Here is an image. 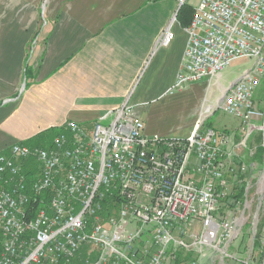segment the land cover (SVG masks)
I'll return each instance as SVG.
<instances>
[{
	"label": "built area",
	"instance_id": "obj_1",
	"mask_svg": "<svg viewBox=\"0 0 264 264\" xmlns=\"http://www.w3.org/2000/svg\"><path fill=\"white\" fill-rule=\"evenodd\" d=\"M176 1L179 10L188 4ZM199 3L167 94L219 81L240 59L252 67L204 107L188 137L147 135L127 101L90 132L71 121L47 148L17 143L0 152V264H170L181 250L201 253L222 229L235 238L236 181L225 174L245 169L236 148L249 141L251 122L264 118L254 101L264 81V0ZM176 21L155 51L174 42ZM221 110L240 120L238 144L236 133L207 125ZM223 203L231 208L224 218ZM196 224L201 231L191 232Z\"/></svg>",
	"mask_w": 264,
	"mask_h": 264
},
{
	"label": "crops",
	"instance_id": "obj_2",
	"mask_svg": "<svg viewBox=\"0 0 264 264\" xmlns=\"http://www.w3.org/2000/svg\"><path fill=\"white\" fill-rule=\"evenodd\" d=\"M199 2L179 10L176 0H0V152L71 121L90 132L127 101L147 135H191L219 97L209 82L167 93ZM175 15L174 42L155 51Z\"/></svg>",
	"mask_w": 264,
	"mask_h": 264
},
{
	"label": "rangeland",
	"instance_id": "obj_3",
	"mask_svg": "<svg viewBox=\"0 0 264 264\" xmlns=\"http://www.w3.org/2000/svg\"><path fill=\"white\" fill-rule=\"evenodd\" d=\"M253 63L254 61L249 58L235 61L229 69L223 72L219 81L214 80L210 83V93L220 99L223 91L241 78ZM218 99L215 101L217 102ZM254 101L258 105V111L264 117V81ZM208 119V126L219 132L227 130L236 133L235 144L241 141V126L238 118H233L221 110ZM108 123L104 122V124ZM251 123L253 126L251 125L250 131L253 132L249 141L243 148H236L235 162L237 163L238 159L242 160L245 163V169L242 168L243 166L235 165L234 172L225 174L229 180L236 181L234 187L230 189L232 198L238 201V207L233 211V220L236 222L235 238H231L222 229L217 237L205 240V247L201 249V253L198 254L197 251L187 253L181 250L178 260L170 264H191L196 260H200L201 264H264V162L256 158L260 148L264 147V118L254 119ZM57 135L58 132L55 135H49L46 140L36 146L43 148L51 146ZM175 136L188 137L190 136L189 130H177ZM34 145L27 146L32 148L35 147ZM29 165L39 169V165L33 159L29 161ZM222 206L221 217L224 218L227 217L231 208L225 203ZM201 229V225L196 224L191 228V232H200ZM174 237L181 238L178 231L174 233Z\"/></svg>",
	"mask_w": 264,
	"mask_h": 264
},
{
	"label": "trees",
	"instance_id": "obj_4",
	"mask_svg": "<svg viewBox=\"0 0 264 264\" xmlns=\"http://www.w3.org/2000/svg\"><path fill=\"white\" fill-rule=\"evenodd\" d=\"M33 144H35L34 146H36V144H40V143L38 142V140L36 138L35 139L33 138L32 141H30V143L28 145H31L32 146ZM263 154H264V147H261L260 150H259V152H258V154L256 155V158L260 162H264L263 161V157H264ZM243 193H245V191H243Z\"/></svg>",
	"mask_w": 264,
	"mask_h": 264
}]
</instances>
